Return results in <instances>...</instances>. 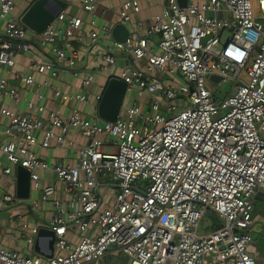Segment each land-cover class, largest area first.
<instances>
[{"label":"built area","instance_id":"obj_1","mask_svg":"<svg viewBox=\"0 0 264 264\" xmlns=\"http://www.w3.org/2000/svg\"><path fill=\"white\" fill-rule=\"evenodd\" d=\"M142 1L155 0H125L120 23L141 28L142 21L133 15L140 13ZM81 2L86 12L96 13L97 0ZM15 7V0H0V20L6 22L0 64L9 69H14L16 55L31 47L29 33L37 34L15 14ZM56 19L69 26L63 31L50 25L39 34L55 56L35 64L40 73L79 75L89 61L96 71L112 70L119 65L118 56L110 49L97 50L101 39L110 40L125 59L116 77L126 82V96L131 91L146 96L148 109L144 111V101L133 100L123 105L116 121H93L77 108L64 117L52 111L51 128L46 129L40 116L1 110L10 122L0 125V135L12 140L0 142V151L14 167L31 172V185L40 191L41 201L52 200L53 209L48 219L23 220L24 250L0 243V263L120 264L117 255H122L125 264H262L250 247L254 201L264 195V0H188L185 7L167 0L147 29V35L159 36L155 44L130 28L128 39L117 42L112 28L104 25L91 30L88 42L77 48L71 40L83 41L78 30L86 21L64 13ZM90 23L97 27L95 20ZM211 74L233 81L221 102L208 84ZM16 78L27 86L37 83L24 73ZM93 80L94 74L87 73L83 89ZM39 84L64 101L91 103L88 92L64 93L49 79ZM105 87L96 95L97 111ZM5 97L15 104L23 99L2 78L0 100ZM44 98L38 94L29 107L43 112ZM71 129L87 143L68 139ZM52 141L73 149L76 162L41 159L34 146L48 148ZM38 170L54 172L55 183L44 184ZM13 171L9 167L4 172ZM58 185L63 197L55 196ZM28 200L0 191V212L12 214L3 228L22 218L13 211ZM206 215L220 226L200 233ZM42 228L55 234L52 257L42 253L50 252L51 238L39 236ZM38 239L41 252L35 248Z\"/></svg>","mask_w":264,"mask_h":264},{"label":"crops","instance_id":"obj_2","mask_svg":"<svg viewBox=\"0 0 264 264\" xmlns=\"http://www.w3.org/2000/svg\"><path fill=\"white\" fill-rule=\"evenodd\" d=\"M35 0H15V14L21 16L23 12L34 2ZM67 3L65 9L61 12L64 13L67 18L70 17H80L86 21L85 25L82 29L78 30V33L82 35L83 41L73 39L71 42L74 44V47H80L84 42H88L89 33L93 29H99L102 26H108L113 29V27L120 23L119 19V10L120 5L125 0H97L98 7L95 14L91 15L86 12L82 7V0H63ZM167 4V0H155L153 2L150 1H142L141 3V11L138 14L133 15V19L137 21H142L143 26L139 29L133 30V26L129 25V28L135 35L147 36L150 41L155 44L159 36L158 35H147V29L150 25H152L155 16L160 14L164 7ZM56 6L51 4V8H55ZM95 20L97 23V27H94L90 22ZM6 22L5 20H0V36L3 34L5 29ZM56 29H61L63 31L67 30L68 22L60 21L56 19L52 24ZM28 40L31 42V47L27 51H20L15 57V67L14 69H9L7 67H3L0 64V80L2 78H7L11 86L18 88L21 92L23 99L20 103L15 104L13 100L8 97L0 100V125H8L10 120L8 117L1 113L3 108L13 109V110H24L27 113L34 114L40 116L44 120V128H51L49 114L52 111L58 112L61 115L67 116L71 113V111L75 108L80 109L83 115L93 121H99L102 119L97 117L98 111L96 110L97 101L96 95L102 92V88L107 84L110 77H116L117 69L125 64V59L122 54L117 55L119 65L116 66L112 70L105 71H96L95 65L92 62H88L85 66L82 67L79 75H75L73 72L60 71L57 77H52L51 75L42 74L37 70L35 66L36 63H44L51 62L55 60V56L51 52V46L43 45L41 43V36L37 33H29ZM104 39H101V41ZM100 41V42H101ZM110 41V40H109ZM113 48L104 47V49H110L115 53L116 46L114 42ZM102 45L100 44L97 47V50L100 51ZM121 53V52H119ZM128 63H131V59L128 60ZM80 68V67H78ZM16 73H24L28 75H32L36 79V84L27 86L25 83L21 82L18 78H16ZM87 73L94 74V80L91 83L90 87L87 90H84L82 87V80ZM96 75L98 79L96 80ZM49 79V81L56 85L62 92L69 94H78L88 92L89 98L91 99V103H83L78 100H69L64 101L60 97H57L54 91L49 87H43L39 83L43 82V80ZM43 93L45 98L42 103L45 106V110L43 112L38 111L37 109L30 108L28 105V101H36L38 94ZM137 93V92H136ZM139 98L140 96L137 93ZM146 99H148L146 97ZM137 101H142V99H134ZM99 116V115H98ZM54 131L60 132V129L53 128ZM38 138L41 140L44 135V131L41 130L37 133ZM68 139H72L75 141L77 145H85L87 143V138L84 137L77 129H71L68 133ZM12 140L11 137L0 135V142H10ZM34 150L37 155L50 163H62L64 165H72L77 160V155L70 147L64 145L58 147L55 141H52L51 145L46 148L41 145H35ZM13 168V172L11 174L5 173L6 168ZM41 178L43 179V183H52L54 184L56 181V174L49 170H38ZM17 167L8 160L7 155L0 151V191H8L16 194L17 190ZM31 185V193L28 198V205H21L14 209V213H20L21 219H16L14 222L7 223V226L3 228V223H5V219L9 218L12 214L10 212H4L3 210L0 212V243L11 247V248H19L24 250L26 248L24 241L20 239L21 233L18 231L21 230V224L23 220L29 221L31 223H36L38 220L48 219L51 216L53 203L52 200L48 201L49 203L43 205L40 212V191L35 190ZM55 196L63 197L62 186H57V192ZM264 201V195H258L254 202L256 201ZM37 202V204H34ZM43 202V201H41ZM47 202V201H46ZM44 203V202H43ZM30 204V206H29ZM2 203L0 202V207ZM32 209H31V208ZM36 209V214H35ZM264 214V211H263ZM255 233H264V216L259 213L255 216L254 225L252 227V234L255 237ZM73 240L76 239V236L69 235ZM257 239V237H256ZM250 252L264 264V256L261 252V248L257 241L251 245ZM126 262L125 259H122Z\"/></svg>","mask_w":264,"mask_h":264},{"label":"water","instance_id":"obj_3","mask_svg":"<svg viewBox=\"0 0 264 264\" xmlns=\"http://www.w3.org/2000/svg\"><path fill=\"white\" fill-rule=\"evenodd\" d=\"M180 6L185 7L188 0H178ZM55 5V8H51V4ZM67 3L63 0H35L21 15V19L24 24L33 32L41 34L43 33L59 16V14L65 9ZM113 38L117 42H125L129 35L130 29L126 24L118 23L112 29ZM210 80L214 82L224 81L225 78L218 74H211ZM231 84L233 81L228 80ZM127 84L124 80L118 77H110L103 97L98 105V115L102 120L116 121L121 109L124 105L126 97ZM17 190L16 194L20 198H28L31 193V172L23 167H17ZM49 235L50 238V252L43 253L47 257H52L54 254V242L55 234L53 231L42 228L39 236ZM37 252H41L39 239L35 246Z\"/></svg>","mask_w":264,"mask_h":264},{"label":"rangeland","instance_id":"obj_4","mask_svg":"<svg viewBox=\"0 0 264 264\" xmlns=\"http://www.w3.org/2000/svg\"><path fill=\"white\" fill-rule=\"evenodd\" d=\"M100 44L102 45V47H101L102 50L104 49V47H110L111 45L113 46L112 42L109 41V40H102L100 42ZM119 52L120 51L117 48H115V54L119 55L120 54ZM120 71H121V69L118 68L117 69V72H118L117 75H119ZM165 78H166V80H168V82H170V83H172L174 85H175L174 81L177 80L176 81L177 84L181 85V82H180L179 79L175 80V78L170 76V75H165ZM97 79H98V76L96 75V80ZM208 84H209L210 88H212L215 91L214 93H215V96H216L218 102L223 101L225 96L230 92V90L233 87V85L230 82H228V81H221L220 83H215V82L210 81ZM89 87L90 86H88V88ZM88 88H85L84 90H87ZM134 99H139V100L142 99V101H144L143 109H144V111H147L148 103L145 101L146 100V96H143L142 98H139L135 91H131V92H129L127 94V96L125 98V101H124V105L131 104ZM123 112H125V109H123ZM33 191H34L33 193L36 192L35 190H33ZM40 196H41V194H40ZM43 202H41V200H40V203H39L40 212H41V208L43 207V205H46V203L47 204L49 203L48 201L44 202V203ZM263 211H264V201H260L259 200V201L254 202L253 218L255 219V216H257L259 213H261L264 216ZM215 222L217 223V221L215 220V218L212 215H206L205 218L200 222L199 232L200 233H204L208 229H211V226ZM18 233H21V230L18 231ZM19 235H21V234H19ZM256 237H257V239H256ZM253 238H254V243L257 241V244H259V246L261 248V252H262V254L264 256V233H258V234L255 233V237H253ZM117 257H118V260H117L118 263H120V264H125L126 263L125 261L122 260V259H124L122 257V255H117Z\"/></svg>","mask_w":264,"mask_h":264},{"label":"trees","instance_id":"obj_5","mask_svg":"<svg viewBox=\"0 0 264 264\" xmlns=\"http://www.w3.org/2000/svg\"><path fill=\"white\" fill-rule=\"evenodd\" d=\"M218 226H220V224L217 222L213 223V225L211 226V229H215L217 228Z\"/></svg>","mask_w":264,"mask_h":264}]
</instances>
